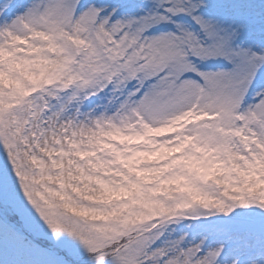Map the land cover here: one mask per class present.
<instances>
[{
    "label": "snow or ice",
    "instance_id": "6c2138e0",
    "mask_svg": "<svg viewBox=\"0 0 264 264\" xmlns=\"http://www.w3.org/2000/svg\"><path fill=\"white\" fill-rule=\"evenodd\" d=\"M0 264H264V0H0Z\"/></svg>",
    "mask_w": 264,
    "mask_h": 264
}]
</instances>
